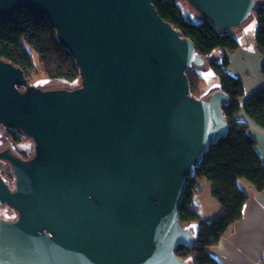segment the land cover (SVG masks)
Instances as JSON below:
<instances>
[{"label":"water","instance_id":"1","mask_svg":"<svg viewBox=\"0 0 264 264\" xmlns=\"http://www.w3.org/2000/svg\"><path fill=\"white\" fill-rule=\"evenodd\" d=\"M156 1L0 0V18L46 16L80 68L79 86L42 88L0 58V124L35 144L30 158L0 150L14 176L0 173V206L17 212L0 218V264H188L176 251L195 234L179 208L228 134V94H191L187 70L206 60ZM187 1L224 31L259 6Z\"/></svg>","mask_w":264,"mask_h":264},{"label":"trees","instance_id":"2","mask_svg":"<svg viewBox=\"0 0 264 264\" xmlns=\"http://www.w3.org/2000/svg\"><path fill=\"white\" fill-rule=\"evenodd\" d=\"M185 1L188 2L157 0L155 6L164 20L194 42L196 51L202 57L206 58L216 50L224 52L220 60L210 62V68L219 78V88L216 89H222L228 94L223 109L229 123V131L225 137L209 147L196 168L195 176L186 180L179 208V221L184 227L194 231L195 241L193 245L178 247L176 253L188 264H220L210 249L228 235L231 227L242 219L244 204L249 198L248 192L238 185L239 179H247L257 191L263 190L264 161L258 152L257 140L250 132L249 123L236 117L242 109L240 98L244 95L243 80L230 74L226 69L229 64L226 52L238 49L240 40L232 29L228 31L219 29L211 19L203 17L196 9L201 18L195 21L184 12ZM252 15L257 20L255 41L264 55V0L259 3ZM0 58L22 68L28 80L33 74L43 73L50 81L61 80L69 84L79 81L77 85L59 87L72 89L80 85V68L75 57L60 43L55 26L44 15L18 10L10 17L0 18ZM197 68L200 67L194 66L187 70L191 94L198 98H206L215 89L207 93L201 89L204 77ZM262 71L264 74V64ZM243 106L256 124L264 126V88L251 95ZM7 130L15 141L22 140L25 136L16 129ZM0 173L3 176L1 169ZM9 175L14 179L11 167ZM204 177L209 179L212 194L220 205L218 215L211 219L204 218L196 204V196L201 192L200 181Z\"/></svg>","mask_w":264,"mask_h":264},{"label":"crops","instance_id":"3","mask_svg":"<svg viewBox=\"0 0 264 264\" xmlns=\"http://www.w3.org/2000/svg\"><path fill=\"white\" fill-rule=\"evenodd\" d=\"M257 1L262 3L263 0ZM252 16V21L257 24L255 16ZM247 29L245 23L232 30L240 40V47L234 51L226 52L229 59L226 69L230 74L243 80L244 95L240 98L242 109L236 117L249 123L250 132L257 140L258 152L264 161V126L256 124L243 108L245 101L251 95L264 88V74L262 71L264 55L256 44L255 36L250 35ZM223 54V51L216 50L210 56H207L209 68L210 62L218 60ZM218 84L219 78L210 90L219 88ZM208 184L211 189V183ZM243 188L248 192L249 198L244 204L242 219L231 227L228 235L210 249L211 254L220 264H264V189L257 191L251 184ZM201 197L202 192H199L196 196V204L202 216L206 219L216 217L220 205L218 207L216 203H213L214 208L217 207L216 212L208 214ZM193 228L195 229L194 226Z\"/></svg>","mask_w":264,"mask_h":264},{"label":"rangeland","instance_id":"4","mask_svg":"<svg viewBox=\"0 0 264 264\" xmlns=\"http://www.w3.org/2000/svg\"><path fill=\"white\" fill-rule=\"evenodd\" d=\"M183 9L184 12L186 14H189L195 21L200 20L201 15L188 2L185 1L183 3ZM252 19L253 16H251L248 19V21H246L245 23L248 28L247 31L250 33V35L255 36L257 24L256 22H253ZM245 23H243L242 25H244ZM221 58L222 57H220L218 60H220ZM205 60H206L205 64L197 69L203 74L204 77L201 83V89L207 93L210 91V88L218 81V76L217 74L211 72V69L208 66L207 58H205ZM29 82L31 84L40 86L42 88L51 87V86L55 87L57 85H75L76 83L79 84V81H76L75 84H69L68 82H64L61 80L50 81L43 73L33 74L32 76L29 77ZM7 129L8 128L6 126L0 124V149L1 148L4 149V144H8L9 146L12 147V149L16 153L25 154L26 156L32 155L35 146L33 139L30 137H25L22 140L13 141L12 138L7 133L8 132ZM0 169L1 172L3 173L4 179H6L8 183L13 187L14 179L9 175L10 164L5 160L0 159ZM200 183H201V192H202L201 199L203 205L206 206L205 208L206 213L213 214L214 211L216 212V208H217L216 206H215L216 208H214L213 203H216L219 207L218 204L219 202L212 194V188L210 189V186L208 184L210 183L209 179L204 177L200 181ZM238 185L241 188H243L244 186L249 185V182L245 178H240ZM0 215L5 218L14 219L17 216V212L9 206L2 205L0 206ZM211 218H214V216Z\"/></svg>","mask_w":264,"mask_h":264},{"label":"flooded vegetation","instance_id":"5","mask_svg":"<svg viewBox=\"0 0 264 264\" xmlns=\"http://www.w3.org/2000/svg\"><path fill=\"white\" fill-rule=\"evenodd\" d=\"M8 133V132H7ZM9 135V134H8ZM10 136V135H9ZM26 136H24L23 138H25ZM22 138V139H23ZM13 141H15L14 139H12ZM10 147V150H11V152L12 153H14L15 155H18V156H20V157H22V158H30L32 155H30L29 157H24V155L23 154H19V153H15L13 150H12V148H11V146H9ZM0 150H3L2 148L0 149ZM33 154H34V152H33ZM8 162V161H7ZM9 163V162H8ZM2 218H4V219H10V220H14V219H16V218H14V219H11V218H5V217H2Z\"/></svg>","mask_w":264,"mask_h":264}]
</instances>
